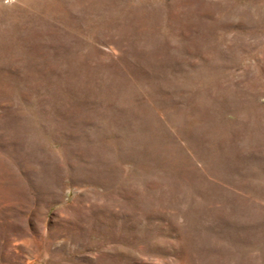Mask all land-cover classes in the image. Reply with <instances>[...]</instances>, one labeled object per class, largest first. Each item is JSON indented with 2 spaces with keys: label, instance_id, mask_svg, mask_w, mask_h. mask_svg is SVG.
Returning <instances> with one entry per match:
<instances>
[{
  "label": "rangeland",
  "instance_id": "1",
  "mask_svg": "<svg viewBox=\"0 0 264 264\" xmlns=\"http://www.w3.org/2000/svg\"><path fill=\"white\" fill-rule=\"evenodd\" d=\"M0 264H264V0H0Z\"/></svg>",
  "mask_w": 264,
  "mask_h": 264
}]
</instances>
